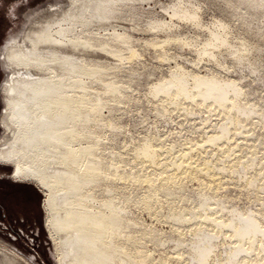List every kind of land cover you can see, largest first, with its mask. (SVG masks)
<instances>
[{"label":"bare ground","instance_id":"6f19581e","mask_svg":"<svg viewBox=\"0 0 264 264\" xmlns=\"http://www.w3.org/2000/svg\"><path fill=\"white\" fill-rule=\"evenodd\" d=\"M67 1L68 4L65 8H61L57 4L54 6L50 5L49 8L52 11L48 10L41 17L34 19V22L32 21L31 25L23 32L21 38H15L16 40L11 41L3 51V58L7 67L11 70V74L2 88L5 108L0 124L5 131L12 132V137L10 138V136L6 135L0 139V163L12 166L13 176L18 181L31 183L41 188V194L44 196L42 203L43 216H45L44 230L52 244L55 263H65L68 254L73 252L72 244L75 241L80 243L81 247L74 252L76 257H72L73 264H164L165 255L163 257L160 254L154 256L158 253L153 255L152 250H147L145 242L153 240L158 244L155 247L159 248V244L163 245L162 243L165 241L170 240L169 242H172L173 240L175 244L171 245L176 250H173L175 251L176 261L182 260L183 262H180V264H189L191 262H193L191 264H264V208L261 209L259 206V208H249L251 203L248 204L249 206L247 205L248 209L246 207L242 209H239V207L235 208L237 205L231 206V204L228 206L227 203L229 202L225 201L226 198L224 199L223 195H221L223 192L221 189L222 192L219 190L221 193H217L216 189L209 192L210 189L208 191L205 185L202 187L203 184H199V187L195 188L196 190L188 188L194 192H190V194L189 190H186L187 186L184 189L183 186L185 185L182 186L180 185L181 183H177L174 180L177 171L182 169L183 173L185 172L189 175L188 171L191 169L193 171L203 170L202 173L205 171L213 174L220 171L222 175L225 172L238 176V179L246 177V180H244L247 181V186L249 184V186L257 188L258 191L263 189L264 155L258 159L255 151V143L259 142L260 136L257 134L258 140L254 139L257 142L253 140L254 143H251L250 146L248 145L250 148L245 145L249 150L244 156L239 157V155L236 158L234 155L239 151L235 150V154H230V151L232 153L235 148L236 142L233 148V144H229L231 142L229 139L234 138L233 136L236 134H242L241 136L244 135L245 137L253 134L255 125H261L258 128L264 127V105L249 100L248 87L246 88V84L240 82L241 79L244 80L246 78L242 77L243 75L237 79H232L221 78L217 74L210 72L204 74L196 73L191 69L188 70L183 64L177 63L175 56L173 61L171 58L173 55L169 57L170 55L168 56L163 51L166 48L163 45L168 44L169 46L170 42H176L183 46L188 45L190 48L193 46L198 57L197 64L204 57L215 58L216 64L221 69H227L224 66L225 64L221 63L225 57L220 60L221 62L217 60L220 54L225 52L229 58L231 57V60L233 59L238 64L237 66H248V70L252 71L250 73L253 75V72L257 69L254 64H258L257 62L254 63V59H257L258 56L255 53L257 57L253 56L255 57L253 62L251 61L252 56L249 55L251 58H248V54L253 49V46L255 48L257 44L251 45L249 43L251 41H247L248 39H244L245 37H238L236 41H233L230 36L228 21H226L227 23H224V21L204 23L200 17L201 13L198 11V5L195 6L189 0H174L173 3H167L169 5L162 4L159 9L168 15L169 20H166L163 16H155L157 13L155 10V15L151 12V9L150 12L140 11L142 2L144 4L151 1L156 3L157 0ZM225 1L231 5V1L233 2L234 0ZM234 2H236L233 5L234 8L231 6L233 12H230L241 18V23H246L245 19L248 17L252 21L255 18H259V15L264 11V0H235ZM141 9L144 8L141 7ZM48 13H52L51 16ZM142 13L146 14L143 16ZM128 15L131 17V19L130 17L128 19L131 20L130 25L132 23L131 29L125 26L119 27L116 23L118 18L126 20L127 18L125 17ZM262 15L264 16V13ZM123 16L125 17L123 18ZM133 18L139 19L138 21L141 24L137 21L135 22ZM121 19L119 20L121 21ZM178 21L186 24L190 23L192 26H200V29L204 27L208 31L206 38L199 42L196 39L197 42L189 41L185 37L188 32L182 36L181 31H178L182 27L179 25L180 28L177 29ZM255 27L257 25L254 26V30ZM262 27H264V24ZM196 30L199 32V29ZM133 31H145L149 32L148 34L156 33V35L159 32H163V39H159L154 34L153 37L149 38V36L141 41H144L146 45L154 46L151 48L158 46L164 48L160 56L155 58L153 54V57L150 55L152 58L159 60L162 57L163 60L168 59V61L174 62V65L168 69L167 75H160L161 77L156 82L151 80L152 84L147 82L150 86L148 85V91L145 89L147 92L145 95H149L154 99L155 103L157 102L159 106H162L158 110L162 108L163 111H161L163 113L170 108L176 109V111L177 109L183 111L185 116L187 113L192 115L198 113V115H201L200 111H203L207 114H205V118L201 115L204 118L201 121L203 124L208 121L210 113L221 117L220 121L218 119L219 122L217 121V124H213L212 133L209 132L200 143L194 144L196 147H190H194L193 149L203 147L204 153H206L207 148L209 150V147H214V150L212 149L211 151L218 153L220 161L233 156L234 160L228 161L229 163L231 162L230 164H227L226 160V163L219 162L220 164L218 163L216 166L217 163L212 159L214 163L212 160H206L205 162L203 161V165L198 164V167V165L196 166L197 160H195L196 164L192 165L190 161L195 157L191 158V160L188 159L191 156L189 154L190 147L186 151H182L180 148L179 150L176 149L178 152H182L179 154L175 152L173 155L175 142H168L169 144L166 142L167 146L162 145L161 141H158L160 144L153 143L155 137H152V134L151 137L153 139L150 137L148 139L144 138V142L135 147V153L133 154V158L138 161L137 163L156 165V170L152 175L140 173L137 169L136 171L139 173H133L132 168L128 172L127 170H120L122 167H119L120 171L117 169L118 167L116 166L118 164L124 166L123 156H119V158L113 155L114 157H112L111 154L113 153L110 152L106 145L110 143L109 141L113 144L112 140H114V137L109 134L107 136L102 126L104 123L107 126L113 123L110 117L113 109L110 106L126 98L127 91H123L121 88L124 87L120 88L119 83L125 84L124 86H127V89H131V85L128 82V85L125 83L126 79V81L123 80L121 82V77L120 80H117L116 75L118 77V73L114 72V70L120 72L119 66H116L117 63L110 65L107 63L108 61L101 62L96 57H98L97 52H103L121 64L124 60L131 62L130 59L132 60L133 58L134 60V57L140 56L138 50L141 47L137 48L138 43H136V41L139 42V39L134 37ZM194 35L195 37L199 36L197 33ZM161 36L160 38L163 37ZM191 36L193 37V35ZM173 43L170 44H176ZM141 46L145 45L141 44ZM170 47L172 48V46ZM173 47L177 48L178 45ZM261 48L263 50L262 46ZM258 49H254V51L257 50L259 52L261 50L260 46ZM157 50L159 49L157 48ZM192 51L194 52L193 49ZM138 60L141 61L137 59V62ZM190 62L192 63V60ZM127 66H129L128 63ZM116 67L119 69L117 70ZM20 69L26 70L29 74L28 77L24 78L25 80H18V76L16 77ZM35 69L47 73L46 80L42 84L53 86L47 90H42L36 85V81L30 78L31 70ZM136 69L138 68L134 70L136 71ZM231 69L234 68L232 67ZM245 69L247 71V68ZM259 69L261 70L262 68ZM145 70H147V66ZM150 73L151 71L148 76L153 72ZM247 73L249 72L247 71ZM146 74L143 75L145 76ZM126 75L128 76V74ZM129 75L134 76L131 73ZM249 75L247 74V76ZM255 76H257L256 73ZM137 77L139 78L140 75ZM257 79L259 81L260 78L257 77ZM258 81L256 80L255 82ZM144 84L146 85V82ZM142 85L141 87L144 86ZM145 87L147 88V85ZM251 93L253 94V92ZM150 97L149 99H151ZM105 106L108 107V115L103 116L102 110ZM169 111L173 113L171 110ZM156 114L158 115V113ZM54 115H58V118L52 122V125H48L52 130L48 134L51 137V142H43L42 138L44 135L38 130L43 129L45 121ZM159 115L163 116L162 113ZM197 127L198 129L200 128V126ZM176 133L174 136H176ZM244 136L242 138H245ZM254 138L257 137L254 135ZM262 138L260 139L262 140ZM84 139H86V142ZM158 139H161V137ZM170 139L169 141L172 140ZM185 139L186 142L189 141L187 138ZM247 139L246 137V141ZM241 140L239 139V141ZM250 140L252 139L250 138ZM250 140L248 141L250 142ZM190 141L188 143L192 144L193 142L191 141V143ZM46 143L49 146L51 145V148L47 151L43 147ZM260 144H262L261 141ZM236 146L238 147V142ZM179 147L181 146L179 145ZM241 147H244V145ZM245 147L243 148L244 150ZM161 150L165 157L160 161L158 157H160ZM199 150H196L195 153ZM213 153L211 152L210 154ZM229 154L232 156L230 157ZM214 155L217 154L212 156ZM50 157L54 159H50ZM210 158L208 157V159ZM202 159L204 160V158ZM71 162L73 167L69 165L72 164ZM50 163L70 167L69 173L65 176L59 175L60 169L58 167L48 171ZM126 166L129 167L130 164ZM53 170H59L58 174H55ZM204 174L207 175L206 173ZM212 177L214 178V176ZM120 180L125 183L121 187L120 185L118 186V181ZM132 181L137 184L143 182L147 185V187L144 186L146 187L145 192H143L144 187L142 186L143 188H141L140 186V189H143V193L139 197H134L136 193H139V188L137 189L136 187L138 192H134L135 194L130 192V183ZM117 188H119V191H117ZM253 188L251 189L253 190ZM161 195L172 202L173 200L176 201L175 206L168 207L169 210L167 209L168 214L166 213V217H163L165 213L163 214L162 211L164 210L160 212V216L170 220L169 222L179 232L177 237L174 236L175 238L172 235L166 238L170 236L169 234H164L166 237L159 238L153 230H148L141 226L142 223L138 222L130 214V212H133L130 209L133 206H135L133 207L135 210L136 207L147 209V211L151 209L160 210L155 208V205L156 203L161 204L159 202ZM261 201L263 202V200ZM131 204L133 206L130 207ZM159 218L161 219V217ZM169 222L166 221V223ZM185 225L189 227L188 233H190L187 239L184 236L186 232L184 233V230L181 231L183 229L181 226L185 227ZM61 231L65 232L68 238L60 236ZM155 243L153 242L152 244L154 245ZM155 247L154 252L157 251ZM3 259H0V264H16L15 258L4 255ZM166 261L168 260L166 259Z\"/></svg>","mask_w":264,"mask_h":264},{"label":"rangeland","instance_id":"374dc122","mask_svg":"<svg viewBox=\"0 0 264 264\" xmlns=\"http://www.w3.org/2000/svg\"><path fill=\"white\" fill-rule=\"evenodd\" d=\"M159 1H161V2L158 5ZM189 1L191 3H193L195 6L198 5V11H199V13H201L200 17L202 18V21L204 23L209 24L213 21H221V22L224 21V23H225L226 21H228V25L230 26V27L228 26V28H229V31L231 34L230 36L232 37L233 41L234 40L236 41L238 37H240V38L245 37L244 39H248L247 41H251V42H249L251 45L257 44L256 47L257 46L258 47L254 48V46H253V49H251L249 51V54H248V58H251V56H252V58H251L252 60L250 59L251 61H253V58L258 56L257 59L256 58L254 59L255 62L253 61L254 63H256V62L258 63V64H254V65H256L257 69H256V71L253 72V75H252V73H250L252 71L248 70L249 69L248 66L243 67L242 65H240L243 68L240 66H237L238 64L233 59L231 60V57L229 58V56L225 52H224V54H223V52L221 53L223 55L220 54L219 57L217 56L219 59L217 57L216 58L219 62H221L220 60H223V58L225 57L223 60L224 62L222 61L221 63L223 65L225 64L224 66L227 69H225V68L221 69L220 66L218 64H216L215 58L212 59V58L204 57L203 60L201 62L199 60L198 61L199 63L197 64L198 57L195 54L196 51H195L193 46L190 48V46H188V45L183 46L181 44L174 42L178 45V47H177L176 44H174L173 42H170V43H173L174 45H171L170 43H169V46H168V44L163 45V47L164 48L166 47L167 49L161 48V46L160 47L158 46L156 48H151L154 46L146 45L144 43V41H141V40L148 38L149 36H150L149 38L153 37L154 34H155V36H158L159 39H163L164 38L163 32H159V33L157 32L158 34L156 35V33L148 34L149 32H145V31H137V32L133 31L134 37L135 38L137 37L139 39L138 40L139 42L136 41V43H138L137 44L138 47L137 46H135V47H137V48L141 47L142 48V50H141V48L138 50L140 56L134 57L135 61L132 58V60L130 59L131 62H128L129 60L128 61L124 60L123 62H125V61L126 62L125 63L122 62L120 64L118 61H116L112 57L114 59L113 60L110 55L103 53V52H97L98 57H96V58L99 61H101V62H107L108 61L107 63L110 65H112V64L115 65L116 63L117 64L119 63L118 65L116 64V66L117 67L119 66L120 69L119 68L118 69L120 70V72L114 70V72L118 73V77L116 75L117 80H120V77H121V80H120L121 82L126 79L127 81L125 80L126 81L125 83L127 84V82H128L131 85V89H127V86H124L125 84L122 85L119 83L120 88L123 86L124 88H121V89L123 91H127L126 98L123 99L122 101H117V102H115V104H112L110 106L111 109H113L112 110L113 113L111 112L112 116H110L113 120L112 121L113 123L108 125V126L104 123L102 126V128L105 129L107 136L113 135V137H114V140H112L113 144L111 141H109L110 143L106 145V146H108V149L110 150V152L113 153V154H111L112 157L123 156L122 159H124V162H125L124 166H121L120 164H118V166H116V167H118L117 168L118 170L122 167V169H120V170H124V171L127 170V172H128L129 169L132 168L133 173H135V172L139 173L140 172V173H144L146 175H152V173L156 170L155 169L156 165L152 164L153 165V167H152V165L146 163V165H147L146 166L145 164L137 163L138 161L133 158V154L135 153V151H134L135 147H137L139 144L144 142V140L146 138L147 139H148V137H150V138L155 137L156 138V136H157L156 140H155V138L154 139L152 138L154 141L153 143L157 144L158 141H161L162 145L164 144V146H167L169 144L168 142H170V143L175 142L174 144H176V145L174 146V149H173L175 151L172 154L174 155L175 152H176V154L177 153L179 154L182 151L188 150L189 149L188 147H190V146L196 147L194 144L200 143V141L203 140V138H205V136H207V134H209V132L212 133L213 130L211 128H213V126H214L213 124H215V123L217 124L220 121L221 117L217 116V114L213 115V113H210L208 121L205 122L207 124H205V123L203 124L201 121H203L202 119H204L207 115L203 111H200V112L204 118L200 114L198 115V113L197 114L194 113L193 115L191 113H187L185 116V113L183 111L177 109V111H178L177 112L176 109L175 110L172 108L169 109V107H168L169 110H171V111L174 110V111H172L173 113H171L169 110L163 113L162 108H161L162 111L158 110V108L162 107V106H159V104L157 102H156L157 103L156 104L155 101H153L154 99H152L149 95H145V94H147L146 90L150 86L149 85L150 83L152 84L153 82H156V80L161 77L160 75H163V76H165V74L167 75L168 69L174 65V62H173L175 60V59H173L174 56L176 57L175 61H177V63L183 64L185 67H187L188 70L191 69L192 71H194L196 73L204 74V73L210 72L213 74H217L221 78H232V79H237L239 76L243 75L242 77H244V78L246 77V78L244 80L241 79L240 82L241 83L243 82V84H246V88L247 87L249 88V90L247 88V91L250 95H252V96H250L248 94L249 100L259 102V103L264 105V27H262L264 23H261V22H264V16L262 15L264 13V11L262 12V14H260L262 16L261 18L259 15L260 19L255 18L252 21V19L250 17H248L247 19H245L246 23H241L242 22L241 18L233 15L234 13H232L233 12L232 7L234 8L233 5L236 4V2H234L235 0L233 2L231 1V5L228 4V2L226 3L225 0H189ZM173 2H174V0H157L156 3L151 1L148 3L145 2V4L142 2L141 6H140V11L145 10V12H150L152 10L151 12H153L154 15H155V12H157L155 16H161V17L163 16V18H165L166 20H169L168 15H166L164 13V11L160 10L159 8L162 4L169 5L167 3H173ZM56 4H57V6H59L61 8H65L68 4V1L67 0H0V119L3 115V110L5 108V103H4L3 94H2L3 93L2 88H3V84L5 83V81H7L8 77L11 74V70L7 67L6 62L3 58V51L11 41L16 40L17 38L18 39L21 38V35L23 34V32L31 25V22L34 19L41 17L44 13H47L48 10L52 11V9H50L49 6L50 5L54 6ZM141 7L144 9H141ZM154 10H155V12H154ZM230 11H232V12H230ZM48 14L51 16L52 13H48ZM144 14H146V13H144ZM144 14H143V16H144ZM124 17L125 16H123V18ZM129 17H130L129 15L126 16L125 17V18H127L126 20H128ZM119 19H121V18H118V20ZM130 19H131V17H130ZM133 19L135 20V22L137 21L141 24V22L138 21L139 19H137V18H133ZM256 19H257V21H256ZM122 20H124V21H122ZM126 20L121 19V21L120 20H119V22L116 21V23L119 25V27L125 26V27L131 29V25H132V23L130 25L131 20H128L127 22H126ZM134 20H132L133 23H135ZM32 24H34V23H32ZM179 25H181L182 27L180 28ZM256 25H257V27H255V30H254V26H256ZM188 26H190V27H188ZM194 26L196 29H199V32H198V30H196L194 28ZM199 27L200 26H198V27L196 25L192 26V24L190 25V23L186 24L185 22L178 21V28L177 29L180 28L178 31H181L180 33H181V35L183 34L182 36L186 35V33L188 32L187 36H185V37H187L189 41L194 42V41L198 40V42H199V41H202V39L206 38V36L208 34L207 29H205L204 27L200 29ZM258 28H260V29H258ZM182 31H184V32H182ZM196 33L200 37L199 36L195 37L194 34H196ZM191 35H193V37ZM160 36L162 38H160ZM249 39H251V40H249ZM141 44H143L145 46H141ZM170 46H172V48ZM173 46H175L177 48H174ZM179 46L183 47V48H180ZM259 46H260L261 50H262L261 46L263 47L262 52H260L261 50L259 51L260 53L257 51V50H259L258 49ZM146 47H148V48H146ZM157 48L159 50H157ZM178 48H180V49H178ZM187 48H189L191 51L193 49L194 52L193 51L191 52ZM162 49H164L163 50L164 53H166L168 56L170 55L169 57H171V55H173L171 57L173 59L172 62L170 60L171 58L169 59L170 61H168V59H164V60H166V61H164L162 59V57H160L159 58V60L161 59L160 62L158 59H155L156 57L160 56L161 53H163ZM254 49H257V50L254 51ZM148 50H149V52H148ZM168 50H169V52H168ZM158 51H160V52H158ZM252 51H254L253 52L254 54L252 53ZM156 53H157V55H156ZM178 53H179V55L177 56ZM255 53L257 54V56ZM258 53H259V55H258ZM150 55H152V57L154 56L155 58H152ZM249 55H251V56H249ZM253 56H255V57H253ZM136 58L140 59L141 61L138 60V62H137ZM193 59L195 60V63H194ZM206 59H208V60L206 61ZM184 60H186V61H184ZM189 60L190 61L192 60V63ZM187 61H189V62L187 63ZM258 61L261 63H259ZM139 62L141 63L140 65H139ZM127 63L129 66H127ZM130 63H132V64H130ZM142 63H144L143 65L145 67L142 65ZM190 63L192 65H194L195 67L192 66ZM233 63H236V64H233ZM125 65L127 68L130 67L128 69L129 71L127 70ZM137 65H139L140 67ZM148 65H149V68H148ZM146 66H147V70H145ZM230 66H232L234 69H231L232 67H230ZM117 67H116V69H117ZM123 67H125L124 70H122ZM152 67H153V69H151ZM258 67L262 68V69L260 70ZM131 68H132V70H134L135 68H138V69H136V71L135 70L132 71ZM245 68H247V71L249 73H247ZM139 69H142V70H139ZM149 69H151L150 71H151V73L153 72L152 74H154V75H152L150 73L151 75L149 74L150 76H148V73L150 72ZM143 70L147 71L148 73L144 72ZM152 70H154V71H152ZM228 70H231V71H228ZM140 71H142L143 73ZM130 73H131V75L134 74V76L135 75L136 76L134 77L132 75L133 76L132 77L129 75ZM255 73L257 76H255ZM126 74H128V76ZM137 74L140 75L139 78L137 77V76H139ZM143 74H146L148 77L146 75L144 76ZM247 74L248 75L250 74V75L247 76ZM260 74L262 77L260 76ZM26 76L28 77L29 74L24 69L23 70L20 69L18 71V74L16 75L18 80H25L24 78H26ZM46 77H47L46 72H43L39 69L31 70L30 78L33 79L34 81H36V85H38L42 90H47L51 86H53L50 84H42L45 82ZM127 77H129L130 79ZM257 77H259L260 79L262 78L261 81L259 79L260 82L258 81ZM154 79H155V81H154ZM253 79L254 80L256 79L258 82H255L256 80L254 81ZM145 82H146L147 88L145 87L146 86L144 84ZM147 82H149V84ZM138 83L139 84L142 83L144 86L142 84L139 85ZM141 85L143 87H141ZM251 92H253V94ZM149 97L151 99H149ZM148 102H151V103H148ZM152 103H153V105H152ZM151 105L156 106V107H152ZM170 107H172V106H170ZM107 108L108 107L105 106V108H103V110L101 109L103 116L108 115V109ZM152 108H153V110H152ZM156 108L158 111L156 110ZM154 110H156V111H154ZM159 112L163 114L162 117H161V115H159L160 114ZM202 112H203V114H202ZM156 113H158V115ZM168 113H170V114H168ZM167 115H169V116H167ZM57 118H58V115L51 116L50 118H48L49 120L47 119L45 121V124H43L44 128L41 130H38V132H41L44 135L42 138L43 142H49V141L51 142V137H49L48 134H50L52 132V130H51V128L48 127V125L49 126L52 125L53 124L52 122H54V120H56ZM218 119H219V121H218ZM208 122H210V123H208ZM211 122H212V126H211ZM197 126H200V128L198 129ZM205 127H207V128L205 129ZM258 127H261V125H255V127L253 128V134L249 135L250 137L246 136L248 138L247 141H246V137L244 135L243 136L245 138H242L243 137V136H241L242 134L241 135L236 134L239 138L236 135H234L233 136L234 138L229 139L231 141L229 144H233L232 145L233 148H234V145L235 144L237 145V142H238V147L236 145H235L234 149L231 147L233 150H232V153L230 151V154L233 155V154H235L236 151L237 152L239 151L240 152V153L238 152L239 154L236 153V155H234L235 158L238 157L239 155H240L239 157L244 156V154H246L248 152V150L250 148L249 146L251 145V143H254V141L257 142L258 135H259L260 136L259 140H258L259 142L255 143L256 144L255 151H256L257 155L259 156V157L257 156L258 159L260 158V156L264 155V152H263L264 151V136H263L264 135V130H263L264 127L263 126H262V128H258ZM254 129H255V132L257 130L258 133L257 132L255 133ZM8 132L9 131H5L0 124V139L6 135H8V137L10 136V138H11L12 132L11 131L9 133ZM174 132L175 133L177 132L178 135L176 133V136H174L175 135ZM152 134H153V136H152ZM170 134H172V135H170ZM154 135H156V136H154ZM164 135L165 136L167 135V136L165 137ZM181 135L183 136L184 139L182 138ZM254 135L257 138H254ZM163 136L165 138L168 137L169 139L172 137L171 138L172 140L170 139L171 141H169L168 138L165 139ZM199 136H201V137H199ZM160 137H161V139H158ZM176 137L177 138L181 137V138L177 139ZM235 137H237L238 139L237 138L235 139ZM261 137H263L262 140L260 139ZM185 138H187V140H189V141L191 140L193 143L191 141L190 142L192 144L188 143L189 141L186 142ZM189 138H191V139H189ZM250 138L252 140H250ZM176 139H177V141H179L181 143L180 144H179V142L176 143L177 142ZM182 139L185 143L183 141H181ZM239 139H242V140L239 141ZM254 139H257V140H254ZM85 140L86 139H84V141ZM232 140H233V142H232ZM236 140H238V141H236ZM248 140H250V142ZM194 141H198V142H194ZM260 141L262 144H260ZM239 142L240 143L244 142L243 144L241 143V146L244 145V147H245V145H246V147L249 145L248 146L249 148L245 147V150L247 149V151H245L243 149L244 147L240 146ZM247 142H248V144H246ZM110 144H112V145L110 146ZM158 144H160V142ZM177 144H179L181 147H179V145H177ZM188 144H189V146L186 147V145H188ZM257 144H259V145H257ZM182 145H183V147H182ZM109 146H110V148H109ZM229 146H231V145H229ZM43 147L47 151L51 148V145L49 146L46 143L43 145ZM204 147L207 148L208 146H204ZM179 148L182 151L178 152L177 150H179ZM193 148L190 147V152L188 151L189 154H191V156H192L191 157L190 155H188V156H190V157H188V159L191 160V158L195 157L194 159H192L190 161L192 163V165L196 164V163H197L196 166L198 164L203 165V163L206 160L211 161L212 159H214L215 163H217L216 164V166H217L219 162L220 163L221 162H223V163L227 162V164H228L229 160L230 161L234 160V158H232L233 156L231 155L232 156L231 157L229 154V156L231 158H229V159L224 158V161H220L221 159H219L218 153L217 152L215 153V151H211L212 149L214 150V147H209V150H208V148L207 149L205 148L206 153H204L205 150L203 147H198L200 150L198 148L197 149L196 148L193 149ZM201 148H202V151H201ZM196 150H199V151H197V153H195ZM240 150L244 153L242 154V152ZM211 152L212 153L214 152L213 154H217V155L212 156L213 154H210ZM198 154H200V155H198ZM159 156L160 157L162 156V158L158 157L160 161L163 160V158L165 157L164 153H162V150H161ZM208 157L209 158L211 157V158L208 159ZM202 158H204V160ZM205 158H207V159H205ZM50 159H54V158L50 157ZM193 160H194V162H193ZM195 160H197L196 163H195ZM216 160H217V162H216ZM212 162H213V160H212ZM125 164L126 165L130 164V166L128 167ZM3 165H0V259L4 260L3 259L4 255H7L8 257L15 258L16 264H56L52 244H51V242L47 236L46 231L44 230L45 228H43L45 216H43L44 212L42 210V203H43L44 196H43V194H41V190H40L41 188H39V186H34L31 183H27V182H24L21 184L13 183V180H17V179L13 176V173H12L11 177L9 175V172H12V166L7 165V164H5V166H3ZM69 165H71L73 167V163L69 164ZM141 165H143V166L141 167ZM199 165H198V167H199ZM7 167H10V168H7ZM57 167H58V169H60V172H58L59 170H53V172H55V174L59 173V175L65 176L67 173H69L70 167L58 166L55 163H50V169L48 171H50V170L52 171L53 168L56 169ZM136 169L139 172L136 171ZM170 170H172V169H170ZM195 171H193L192 169L190 171H188V173H190V175H192L194 173L192 176H190L189 174H187L185 172L183 173V169L179 170V171H177L178 174L176 173V175H175L176 178L174 180L177 183H181L180 185H182V186L185 185V186H183L184 189L187 186L186 190L187 191L189 190V193L190 192L194 193V192L190 191V189H188V188H192V190H196L197 186L199 187V184L200 185L203 184L202 187H204V185H205V188L206 189L208 188L207 189L208 191L210 189L209 192H212V190L214 191V189H216L215 191L217 193H219L222 190L224 192V194L221 191L222 192L221 195H223L224 199L226 198L225 201L229 202V203H227L228 206H230L229 204H231V206L237 205V207H235V208L239 207V209L240 208L242 209L243 207H246V209H248V206H249L248 204L251 203L249 208H252V207L257 208L258 206L261 209L264 208V188L260 189L258 191L257 188H253V186L251 187V186H249V184L247 186V184H246L247 181H245L246 177L245 178L242 177V178H240L241 179L240 180V179H238L239 178L238 176H235V175H232L229 173L223 172L224 175L227 174L226 175L228 177L227 178L226 176L222 175V173L220 171L216 172V174L207 173L204 171V173H206L209 176L208 177L207 175L202 173L203 170H200L201 172L197 171V170H195ZM180 172H182L183 174L182 173L179 174ZM197 172L199 173V176H198ZM195 173H197V174H195ZM184 174H187V175H184ZM219 174L221 177L218 176ZM228 175H230V176H228ZM193 176H195L196 178ZM210 176L211 177L214 176V178L213 177L211 178ZM197 177H198V179H197ZM233 177H237V178L234 179ZM124 184L125 183L123 182V180L118 181V186L120 185V187H121ZM130 184H131L130 185V189H131L130 192H132V193H134L136 191L138 192L137 189L139 188V193H136V196L134 195L135 193L132 194V195H134V197H139L143 192L146 191L145 189H146L147 185L143 182L138 183V184H140V185H138L137 183L132 181ZM140 186H141V188L146 186V187H144V191H143V189H140ZM136 187H137V189H136ZM193 187H194V189H193ZM251 188H253V190H255V191H253ZM117 189H118L117 191H119V188H117ZM122 191H124V190H122ZM261 200H263V202ZM159 202L161 204L156 203L155 208H158L160 210L151 209L148 211H147V209H144V208L139 209L141 207H139V208L136 207V210H135V208L133 209V207H135V206H133V204H131L130 207L131 206H133V207H131L130 209L134 213L130 212V214L138 222L142 223L141 226H143L144 228H146L148 230H150V229L153 230L159 236V238L166 237L164 234L170 235V236H167L166 238L171 237V235L173 238H175V237H177L179 232L175 230L176 228L172 225L171 222H169L170 220H167L163 217H166L165 215L168 214L169 208L173 207V205L175 206L176 201L173 200V202H172L170 199H167V197H163V195H161ZM252 205H254V206H252ZM161 208H163V209H161ZM155 210L157 212L158 211L159 212L157 213ZM162 210H164V211H162ZM153 211H155V212H153ZM161 211L163 212V214L165 213L163 215V217L160 216ZM159 217H161V219ZM162 218H163L164 222L162 221ZM164 219L169 223H166V221ZM181 227H183V229L181 228L182 229L181 231L184 230L183 232L184 233L186 232V234L184 236L187 239V236H190V233H188L189 227H187L186 225H185V227L184 226H181ZM154 229H158V230H154ZM163 231H164V233H163ZM59 235L64 237V238H68V235L63 231H61ZM148 241H151V240H147V243L145 242V245H146L145 248L149 251L152 250L151 252L153 253V255H154V253L155 254L158 253L157 255H154V256H158L160 254L163 257L165 255L164 256L165 257L164 264H178V262H179V264H180V262L183 263L182 260L176 261L177 259H176L175 254H174V252L176 250L173 249L174 246L171 245V244H175V243H173V240H172V242H169L170 240L165 241L166 242V243L164 242L165 245H164V243H162L163 245L159 244L160 249L158 247L157 248L155 247L156 245L158 246V244H156L155 241H153V240L151 242H148ZM153 242L155 243L154 245L152 244ZM172 246H173V248H172ZM72 247H73V249H72L73 252L68 254V256L65 259L64 264H73L72 257H74V258L76 257L75 256L76 253H74V252L77 249L79 250L81 245H80V243L74 241L72 244ZM154 247L157 250V251L155 250L156 252H154ZM173 250H175V251H173ZM171 254H173L174 256ZM170 255L173 257H171ZM168 257H169V259H168ZM166 259L168 261H166ZM173 259H174V261H173ZM167 262H169V263H167ZM191 263H193V262H191ZM191 263H189V264H191Z\"/></svg>","mask_w":264,"mask_h":264},{"label":"flooded vegetation","instance_id":"af4514ba","mask_svg":"<svg viewBox=\"0 0 264 264\" xmlns=\"http://www.w3.org/2000/svg\"><path fill=\"white\" fill-rule=\"evenodd\" d=\"M0 165H3V164L0 163ZM3 166H5V165H3ZM7 168H10V167H7ZM12 171H13V170H12ZM9 175H10V177H11V176H12V172H9ZM13 183L21 184V183H24V182H20V181H18V180H13ZM43 228H44V225H43Z\"/></svg>","mask_w":264,"mask_h":264}]
</instances>
